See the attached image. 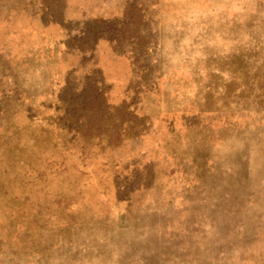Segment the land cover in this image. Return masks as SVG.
I'll return each mask as SVG.
<instances>
[{
    "label": "rangeland",
    "instance_id": "obj_1",
    "mask_svg": "<svg viewBox=\"0 0 264 264\" xmlns=\"http://www.w3.org/2000/svg\"><path fill=\"white\" fill-rule=\"evenodd\" d=\"M0 264H264V0H0Z\"/></svg>",
    "mask_w": 264,
    "mask_h": 264
},
{
    "label": "trees",
    "instance_id": "obj_2",
    "mask_svg": "<svg viewBox=\"0 0 264 264\" xmlns=\"http://www.w3.org/2000/svg\"><path fill=\"white\" fill-rule=\"evenodd\" d=\"M46 9L49 11V9H51V6L48 5V7H46ZM125 17H127V11L125 12ZM131 19L126 18L125 20V25H127L126 29H129L130 26H133L131 23ZM95 33L91 30H84V35L87 37H91L92 35H94ZM80 96H81V102L83 104L84 108L87 107H97V109H99L100 105L105 103L106 98L104 97V94L102 93V91H100L99 87H91L90 91L85 90L84 88L81 89L80 91Z\"/></svg>",
    "mask_w": 264,
    "mask_h": 264
}]
</instances>
